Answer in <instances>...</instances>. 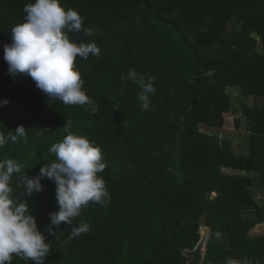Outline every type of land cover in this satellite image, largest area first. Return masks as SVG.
Listing matches in <instances>:
<instances>
[{
  "label": "trees",
  "instance_id": "16d2710c",
  "mask_svg": "<svg viewBox=\"0 0 264 264\" xmlns=\"http://www.w3.org/2000/svg\"><path fill=\"white\" fill-rule=\"evenodd\" d=\"M34 2L0 0V132L21 125L27 132L26 142L0 147V161L16 160L26 176H39L70 120L73 134L101 149L107 167L98 175L110 194L107 207L90 203L72 224L53 226L52 236L55 182L42 178V191L30 195L14 189L11 198L27 202L51 245L44 264H186L181 249L195 246L203 214L210 227L204 264H264V233L250 234L264 222V204L251 191L256 177L264 190V0H59L94 33L70 39L101 49L76 60L95 112L48 99L29 76L9 75L4 45ZM133 71L154 79L146 111ZM234 88L255 97L241 106L245 154L206 130L225 126ZM80 223L91 231L69 241ZM12 264L34 262L13 257Z\"/></svg>",
  "mask_w": 264,
  "mask_h": 264
},
{
  "label": "clouds",
  "instance_id": "9594fccd",
  "mask_svg": "<svg viewBox=\"0 0 264 264\" xmlns=\"http://www.w3.org/2000/svg\"><path fill=\"white\" fill-rule=\"evenodd\" d=\"M24 12L25 21L12 28L11 43L4 45L9 75L29 76L48 99L62 101L66 106L87 105L95 112V101L83 90L85 81L76 70V60L79 57L86 61L90 55L99 57L101 49L95 43L77 44L69 36L80 32L86 36L94 34L84 26V18L76 10H65L59 0H35L24 6ZM130 79L142 89L138 95L141 110H148L149 96L156 91L154 79L149 77L145 82L144 76L138 77L134 71ZM123 91L121 88L120 92ZM71 127L72 122L66 121L64 130L68 134L51 146L55 160L43 165L39 176H26L25 166L16 160L0 161V264H12L13 257L44 264L52 251L38 230L36 219L29 214L27 202L17 203L11 198L14 189L23 188L30 195L42 191V178L55 182L59 210L49 214L48 232L52 236L56 234L53 226L58 229L61 223L72 224L90 203L104 207L110 203L106 182L98 175L107 167L101 149L88 138L73 134ZM26 140L27 132L22 125L7 135L0 132V147H5L7 141L19 144ZM17 174L19 179L13 187ZM90 231L88 223H80L72 228L68 240Z\"/></svg>",
  "mask_w": 264,
  "mask_h": 264
},
{
  "label": "rangeland",
  "instance_id": "374dc122",
  "mask_svg": "<svg viewBox=\"0 0 264 264\" xmlns=\"http://www.w3.org/2000/svg\"><path fill=\"white\" fill-rule=\"evenodd\" d=\"M231 94L233 95V102H234V108L232 110V113L228 116L225 122V126L221 129H206L209 132L215 133L218 136L222 138H228L232 142L233 149L236 153L245 154L248 147V139H247V126L245 124V119L242 115V109L241 106L243 104L252 105L254 104V97L250 96H243L239 95L238 89L234 88L230 90ZM239 120L238 124H234V120ZM202 129H205V127H202ZM214 129V128H212ZM239 174H244V172L235 171ZM254 179V178H253ZM252 194L255 196V199L259 203L264 204V190L262 189V185L260 181L258 180V177L254 179V183L251 186ZM214 193H211L208 197L211 199L214 197ZM264 215V212H263ZM250 218L253 217V215L249 216ZM264 233V222L261 224L256 225L251 231V235H261Z\"/></svg>",
  "mask_w": 264,
  "mask_h": 264
},
{
  "label": "water",
  "instance_id": "95a60500",
  "mask_svg": "<svg viewBox=\"0 0 264 264\" xmlns=\"http://www.w3.org/2000/svg\"><path fill=\"white\" fill-rule=\"evenodd\" d=\"M206 214H203L198 221L199 239L191 249H181V254L186 258V264H204L207 251V242L210 234V227L205 224Z\"/></svg>",
  "mask_w": 264,
  "mask_h": 264
},
{
  "label": "crops",
  "instance_id": "0c3cea01",
  "mask_svg": "<svg viewBox=\"0 0 264 264\" xmlns=\"http://www.w3.org/2000/svg\"><path fill=\"white\" fill-rule=\"evenodd\" d=\"M250 97H252V96H250ZM254 101H255V97H254ZM255 103V102H254Z\"/></svg>",
  "mask_w": 264,
  "mask_h": 264
}]
</instances>
